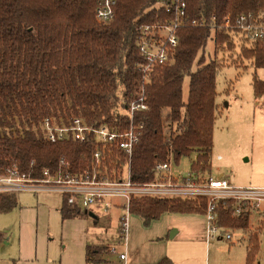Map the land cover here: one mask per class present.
I'll return each mask as SVG.
<instances>
[{"label":"trees","instance_id":"16d2710c","mask_svg":"<svg viewBox=\"0 0 264 264\" xmlns=\"http://www.w3.org/2000/svg\"><path fill=\"white\" fill-rule=\"evenodd\" d=\"M156 1L117 0L115 19L98 23V0H0V168H31L33 176H39L61 156L70 158L75 167L91 165V142L47 141L40 121L47 116L66 120L82 116L94 126L107 123L113 129H126V107L144 86L150 109L136 116L144 128L132 156V180L151 182L158 162L170 155L179 161L192 152L198 154L192 172L211 171L216 79L221 69L215 59L205 60L211 29H181L175 62L157 68L144 85L137 67L143 57L136 41L142 25L167 17L154 6ZM186 1L190 17L208 20L214 15L221 20L264 12V0ZM215 39L228 49L236 47L234 37L224 30L216 31ZM242 56L256 69L264 68V41L244 44ZM186 76L189 92L185 99ZM253 89L256 98L264 96V80L256 74ZM207 203L204 197H132L130 212L149 226L166 212L204 215ZM17 205L15 195L0 196V212ZM218 210L221 225L248 228L247 212L234 216L231 204L220 205ZM85 213L66 201L61 208L63 220ZM259 232L250 234L248 264L254 263L259 249ZM93 248L87 247L88 262L91 253L100 252ZM159 264L174 263L165 258Z\"/></svg>","mask_w":264,"mask_h":264},{"label":"built area","instance_id":"2783aa9c","mask_svg":"<svg viewBox=\"0 0 264 264\" xmlns=\"http://www.w3.org/2000/svg\"><path fill=\"white\" fill-rule=\"evenodd\" d=\"M116 4L117 0H98L95 8L96 21H113ZM154 6L163 9L167 17L139 28L136 45L143 60L137 67L144 85L150 82L157 68L175 62L180 44L179 33L185 27L209 26L214 36L216 31L224 30L234 37L235 43L236 37L240 36L246 45L264 41V12L244 13L236 19L226 16L221 20L214 15L208 20L205 17H190L186 0H157ZM149 109L143 86L138 97L126 107L128 126L123 130L113 129L107 123L91 125L82 116H74L68 120L57 116L44 117L39 128L47 141H73L82 144L91 142L94 145L91 165L83 167L79 164L75 167L70 158L61 156L54 167L44 168L39 176H33L31 168L29 171H22L17 166L1 167L0 196L15 195L22 191L54 192L60 194L69 205L87 213H109L115 207H124L126 212L119 221V243L125 246V251L120 252L119 256L123 260L127 258L132 197L206 198L208 203L204 215L207 219L208 242L216 239L231 242L233 238L231 231L235 228L223 226L219 222L220 205L227 208L231 204L234 216L247 212V229L255 228L251 226L253 219V224L264 225V186H235L222 176L211 175L202 178L190 174L184 180L177 181L171 173L169 158L172 155L167 161L158 162L154 166L153 181L140 183L132 180V156L144 128V122L137 120L136 116ZM111 157H114L113 161L110 160ZM115 198L124 199L126 204L113 202ZM259 230L264 228L252 232ZM108 251L119 252L116 245L109 246Z\"/></svg>","mask_w":264,"mask_h":264},{"label":"rangeland","instance_id":"374dc122","mask_svg":"<svg viewBox=\"0 0 264 264\" xmlns=\"http://www.w3.org/2000/svg\"><path fill=\"white\" fill-rule=\"evenodd\" d=\"M244 44L240 36L236 37V47L233 49L226 48L225 44H217L213 34L208 39L204 50L205 60L215 59L221 66L216 79L217 110L211 171L192 172L197 152L183 156L179 161L172 155L169 158L171 173L177 181L184 180L190 174L202 178L222 175L235 186L264 184V96L256 98L253 89L254 75L264 80V69H256L251 60L242 56ZM188 92L189 77L186 76L183 84L185 99ZM15 196L18 205L0 212V264H69L82 249L84 241L106 246L93 248L101 252H106L108 246L116 245L119 252L107 254L111 261H116L120 252L125 251V246L119 243L120 224L117 219L119 213L126 212L124 207H116L118 210L109 213L97 212V219L85 213V216L63 220L61 212L57 211L64 205L60 194L22 191ZM113 202L126 204L120 198H115ZM130 219L144 225L138 215L131 214ZM253 220L251 226L255 228L232 230L231 242L216 239L208 244L210 264H248L250 234L257 232L252 230L264 228V225L253 224ZM22 222L29 231H20ZM135 229L140 228L135 226ZM156 230L159 229L156 227ZM259 231L260 245L253 264H264V230ZM21 248L26 254L38 248L39 256L21 257ZM64 252L66 256L63 259ZM196 255L202 260L205 247L202 250L197 248Z\"/></svg>","mask_w":264,"mask_h":264},{"label":"crops","instance_id":"0c3cea01","mask_svg":"<svg viewBox=\"0 0 264 264\" xmlns=\"http://www.w3.org/2000/svg\"><path fill=\"white\" fill-rule=\"evenodd\" d=\"M256 186H264V184ZM61 208L62 205L57 208V211L61 212ZM112 210L118 209L115 207ZM92 213L96 216L90 214H87V216L97 219V214ZM121 215L118 214V221H120ZM135 226L140 229H135ZM156 227L159 230H156ZM19 228L21 232L23 230L24 232L29 231L25 228L24 222L21 223ZM25 235L24 233V237ZM208 244L210 242L207 241V219L205 215L166 212L159 219L153 220L148 227L142 225L140 221L136 223L135 221L132 222L131 219L129 220L127 258L125 260L119 257L115 259L116 261H111L107 255L110 254L108 246L106 248L107 253L100 251L94 255L91 254L88 262L87 247L98 248L103 245H94L84 241L82 249L77 256L72 258L69 264H159L165 258L171 259L174 264H210ZM199 247L201 250L205 247V257L202 260L196 255V250ZM20 252L21 257L37 258L39 256L38 248L31 249L27 254L21 248ZM65 256L66 253L64 252L62 258L64 259Z\"/></svg>","mask_w":264,"mask_h":264},{"label":"water","instance_id":"95a60500","mask_svg":"<svg viewBox=\"0 0 264 264\" xmlns=\"http://www.w3.org/2000/svg\"><path fill=\"white\" fill-rule=\"evenodd\" d=\"M90 215L94 216L95 214H93L92 212L89 213ZM96 216V215H95Z\"/></svg>","mask_w":264,"mask_h":264}]
</instances>
